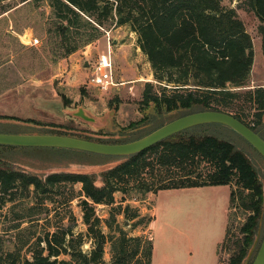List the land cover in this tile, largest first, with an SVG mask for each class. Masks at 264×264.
Listing matches in <instances>:
<instances>
[{"label": "trees", "instance_id": "1", "mask_svg": "<svg viewBox=\"0 0 264 264\" xmlns=\"http://www.w3.org/2000/svg\"><path fill=\"white\" fill-rule=\"evenodd\" d=\"M4 1L0 0V5ZM47 2L51 8L47 35L57 58L64 59L100 40L113 26H128L137 34L138 46L150 62L157 80L158 88L148 83L144 89V104H155L159 110L167 112L194 107L224 111L259 132L258 127L263 124L264 86L247 89L255 50L236 8L223 5L222 0ZM250 5L263 23L260 31L264 36V0H250ZM9 10L2 9L0 15ZM188 130L130 156L104 172L103 187L96 186L92 175L55 173L42 179L0 166V217L5 207L10 215L9 225L0 232V264L102 263L103 252L98 249L90 254L83 252L82 237L76 244L73 239H66L72 234V227L64 228L62 232H48L34 241L36 231L32 226L14 238L7 236L20 228L26 218L34 221L37 214L45 210L50 213L43 207L44 201H54L52 194L62 187L71 186L64 200L67 203L78 196L86 197L80 203L84 222L89 226V232L104 238L98 229L100 219L94 204L112 203L117 191L145 197L161 190L222 185L230 187L229 209L237 207L247 216L240 234L234 238H231L228 223L218 249L228 244L231 250L228 264H241L264 214L263 184L247 156L233 143L213 135L186 137ZM77 183L83 186L78 194L73 189ZM32 193L38 204L24 201ZM122 212L130 219L139 217L138 211L130 213L129 207L124 210L119 207L117 214ZM108 222L117 232L110 237L111 264H152V239L128 236L116 224L115 215ZM142 223H145L144 219L136 225ZM25 249L31 252V258L22 255ZM62 253L70 255V259H59Z\"/></svg>", "mask_w": 264, "mask_h": 264}, {"label": "rangeland", "instance_id": "2", "mask_svg": "<svg viewBox=\"0 0 264 264\" xmlns=\"http://www.w3.org/2000/svg\"><path fill=\"white\" fill-rule=\"evenodd\" d=\"M222 4L238 10L253 40L255 57L247 89L264 86V36L260 31L263 23L252 10L250 0H222ZM7 8L10 10L0 15V119L16 118L30 125L0 122V132L58 133L100 141L127 142L141 138L180 116L201 110V107H194L167 112L164 109L160 111L155 104L143 103V92L147 84L151 83L155 88L158 85L150 62L138 46L137 34L128 26H113L100 40L61 59L54 55L53 44L47 35L51 13L47 0H5L0 5V11ZM109 53L115 85L102 89L91 82L93 66L100 56ZM79 106L90 109L97 116L107 119L108 123L96 129L64 111ZM258 131L264 137V122ZM191 135H213L233 143L237 150L247 156L264 188L263 156L230 127L218 123L203 124L190 128L185 134L186 137ZM124 159L69 148L0 145L2 167L43 179L56 170H86L92 173L97 187L105 186L103 172ZM70 187H62L54 192V201H44L43 207L49 209L50 213L47 214L45 210L35 216L37 219L33 217L34 221L26 218L20 228L7 236L14 238L26 227L32 226L36 231L34 241L38 237H45L48 232H62L64 228L72 227V234L66 239H73V244H76L82 237L81 248L88 254L98 249L102 241L101 264H111L110 237L117 232L111 229L108 221H112L115 215L116 224L128 236L152 239L153 233L158 253L170 249L179 259L185 256L182 253L186 250V243L190 242L188 234L193 236V244L197 248L210 249L211 241L216 239L225 225V204L230 194L227 185L202 190L185 189L181 192L162 190L159 194L148 193L145 197L134 192L117 191L112 203L94 204L96 216L100 219L98 229L104 235V238H97L89 232V226L84 222V210L80 203L86 197L78 196L69 203L64 201L70 193ZM82 187L81 183L75 184L74 192L78 194ZM24 201L38 204L33 199V193ZM119 207L122 210L129 207L130 213L136 210L139 217L130 219L124 212L117 214ZM154 208L158 209V215L152 232ZM2 214L1 233L9 225L7 207ZM228 216L227 225L229 223L233 235L231 238H234L240 234V227L246 221L247 214L234 207L229 209ZM141 219L145 223L136 225ZM259 230L261 236L255 254L264 236V214L259 221L256 236ZM218 251L219 264H228L231 254L228 244L220 246ZM22 255L28 259L32 257L26 249ZM59 259L68 260L70 255L62 253Z\"/></svg>", "mask_w": 264, "mask_h": 264}, {"label": "water", "instance_id": "3", "mask_svg": "<svg viewBox=\"0 0 264 264\" xmlns=\"http://www.w3.org/2000/svg\"><path fill=\"white\" fill-rule=\"evenodd\" d=\"M64 111L68 112L70 116L78 118L96 129H101V127L108 123L107 119L97 116L90 109H87L83 106H79L76 109L66 108L64 109ZM0 122L14 123L25 126L30 125L27 121H21L15 118L0 119ZM208 123H218L230 127L236 133L241 135L248 143H250L264 158V138L259 132L253 130L251 127L236 118L231 113L212 109L195 111L180 116L160 126L159 128L153 130L152 132L141 138L127 142H108L103 140L99 141L95 139H88L84 137L58 133L27 134L0 132V145L69 148L91 152L102 156L125 157V159L119 163L121 164L126 161L128 157L138 154L173 135H176L190 128ZM119 164L108 168L104 172L115 168ZM55 173L92 175L91 172L86 170H56L50 174ZM260 236L261 230L258 231V235L255 237L252 246L250 247L246 257L241 264H249V262L252 260V257L255 254L257 245L259 243ZM99 244L100 245L98 247V250L102 251V241H100ZM251 264H264V236Z\"/></svg>", "mask_w": 264, "mask_h": 264}, {"label": "crops", "instance_id": "4", "mask_svg": "<svg viewBox=\"0 0 264 264\" xmlns=\"http://www.w3.org/2000/svg\"><path fill=\"white\" fill-rule=\"evenodd\" d=\"M206 187H216V186H205V187H193V188H183V189H170L168 191H172V192H181L182 190L185 189H194V190H202V189H206ZM229 188V187H228ZM162 191V190H161ZM161 191H159L157 194H159ZM230 191V189H229ZM229 200H230V194H229V199L228 202L225 204V225L223 227V230L221 229V231L219 232L218 236L216 237L215 240L211 241V246L210 249L205 250V248L203 249L202 247L199 246V248H197V246H195V244H193V236L190 234H188L187 238H189L188 243H186V246L183 247L186 248L185 252H183L182 254H184V257L181 258H177L175 253H173L170 249H165L163 250V252L161 254L158 253V244L155 240V238L153 237V233H152V240H153V258H152V264H219V253H218V248L219 245L223 242L225 235H226V229H227V221H228V208H229ZM158 211V209L154 208V215H153V221H152V225H151V229L153 232V226H155L156 224V218L157 215L156 214ZM197 245V244H196ZM159 254V257H158ZM178 259V260H177Z\"/></svg>", "mask_w": 264, "mask_h": 264}, {"label": "built area", "instance_id": "5", "mask_svg": "<svg viewBox=\"0 0 264 264\" xmlns=\"http://www.w3.org/2000/svg\"><path fill=\"white\" fill-rule=\"evenodd\" d=\"M93 71L91 82L94 85L102 89H107L109 86L115 85L111 53L100 56L93 66Z\"/></svg>", "mask_w": 264, "mask_h": 264}, {"label": "flooded vegetation", "instance_id": "6", "mask_svg": "<svg viewBox=\"0 0 264 264\" xmlns=\"http://www.w3.org/2000/svg\"><path fill=\"white\" fill-rule=\"evenodd\" d=\"M86 138H87V137H86ZM89 139H92V138H89ZM26 173H27V172H26ZM46 177H47V176H46ZM46 177H45V178H46ZM45 178H44V179H45ZM42 179H43V178H42Z\"/></svg>", "mask_w": 264, "mask_h": 264}]
</instances>
